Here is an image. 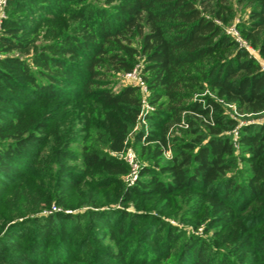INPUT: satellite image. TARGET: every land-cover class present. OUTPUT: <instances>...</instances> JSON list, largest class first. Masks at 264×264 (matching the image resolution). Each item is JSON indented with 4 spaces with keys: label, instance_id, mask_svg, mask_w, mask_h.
Returning <instances> with one entry per match:
<instances>
[{
    "label": "trees",
    "instance_id": "1",
    "mask_svg": "<svg viewBox=\"0 0 264 264\" xmlns=\"http://www.w3.org/2000/svg\"><path fill=\"white\" fill-rule=\"evenodd\" d=\"M248 2L242 34L264 56V0ZM234 15L230 0L6 1L0 264H161L177 247L170 264H264V123L239 124L212 97L194 98L208 90L240 113L264 111V70L225 30ZM140 58L154 110L136 138L155 143L150 158L164 156L184 112L208 129L129 185L117 153L143 102L114 77ZM182 204L209 238L162 217Z\"/></svg>",
    "mask_w": 264,
    "mask_h": 264
},
{
    "label": "rangeland",
    "instance_id": "2",
    "mask_svg": "<svg viewBox=\"0 0 264 264\" xmlns=\"http://www.w3.org/2000/svg\"><path fill=\"white\" fill-rule=\"evenodd\" d=\"M230 3L234 7L235 15H234L231 23H229L225 26L226 32L229 35H231L232 38L235 41H237L241 47L248 49L250 54L252 56H254L259 61L260 65L264 68V56H262L259 53L258 49L253 47L250 44V42L244 38V36L242 34V29H241L242 25L244 26V25H247L250 23L249 15H250L252 3H249L248 0H230ZM1 12H2V9L0 8V13ZM233 28L238 31L242 40H237L235 36H233L231 33L228 32L229 30L231 31V29H233ZM138 65L142 67V76H143V70L145 67V64L143 62V58H140V60L136 66H138ZM123 74L124 73H122V72L115 73V77H114V81H115L114 82V89L115 90H118L121 87H123L124 85H127L125 83ZM143 78H144V76H143ZM205 95L210 96L213 99H215L217 102L221 103L224 107L225 113L228 114L231 118L237 119L239 121V124H252V123L262 124V123H264V111H262L258 114L240 113V111L237 110L235 104L225 103L223 101V99L218 98L214 93H212L208 90H205L204 92H200V93H195L194 98L195 99L196 98H202ZM186 115H189V114L184 112L182 114L183 118H182L180 123H174V124L170 125L169 131H168V136L171 140H170V142H168L167 147H166V150H168V151L164 152V156L159 157L157 160L156 159L152 160L150 158L151 157V149H152V147H154L155 143L151 142V143L144 144V143L139 142L136 138L137 137L136 134L138 132H140V131H143L145 133L148 132L149 125H150V119H146L145 121L144 120L139 121L137 126L134 127L133 129H131V131L129 132L128 148H127L126 152H128V150H130L135 154V160H136L135 162L137 165V166H135V169H137L138 175H137L136 180H133V183H131V180H129L127 182L129 185H133L137 182V180L140 177L141 168L144 164H148V163L153 164L154 162L159 163L160 166L167 164L173 158V155L176 151V148H175L176 143H181V141L186 140V139L187 140L193 139L194 137H197L198 135H200V133H202V131L204 133L207 131V129H208L207 125L205 123H202V121L200 119H197V118L195 119L197 121L196 122L197 125L195 127L189 126V124H187V122H185V120H186L185 116ZM205 122H207V120ZM197 127L201 131L194 132V129H197ZM232 133L234 134L233 137H235L236 133L238 134V126L233 129ZM174 138H175V140H173ZM143 145H146V147H144ZM235 145L238 149L239 148L238 143ZM120 158L125 159L124 156H120ZM239 163H241V162H239ZM244 165H246V164L244 163ZM130 166L132 169H134L132 165H130ZM124 179H126V176H124ZM188 205L189 204H182V208H180L177 211L176 216L170 217L167 215L168 213L167 214H161V215L165 220H167L171 224L185 230L187 233L201 235L203 237L209 238L212 235L211 232H209V233L205 232L204 228L202 226H200L199 228H195L193 220L186 219L185 218V217H187L186 214L181 215V213L186 209V207ZM127 209H129V210L133 209V205L132 204L128 205ZM54 210H58V208L51 207V209L48 211L51 212ZM48 211H46V212H48ZM203 223L205 224L206 222H203ZM107 245L113 246L112 251H119V247L115 246L113 243H109ZM178 250L179 249L177 247V249H175L171 255L165 257L161 261V264L172 263L175 260V257L177 256Z\"/></svg>",
    "mask_w": 264,
    "mask_h": 264
},
{
    "label": "built area",
    "instance_id": "3",
    "mask_svg": "<svg viewBox=\"0 0 264 264\" xmlns=\"http://www.w3.org/2000/svg\"><path fill=\"white\" fill-rule=\"evenodd\" d=\"M6 1L7 0H0V8L2 9V12L0 13V27H1L2 20L5 16ZM228 32L231 33L233 36H235L237 40H242L236 29L233 28V29H231V31L229 30ZM123 77H124L125 83L127 85H133V86H137L140 88L143 103H142V110H141V113L139 115L138 120L139 121H141V120L145 121L146 120L145 115L149 112H152L154 110V106H152L148 100V97L150 95V91L148 89L147 82L145 81V79L142 76V67L138 65V66L134 67L132 70L124 72ZM237 141H238V134L236 133L235 137H234L235 144H237ZM127 148H126V150H127ZM126 150H124L123 152L117 153V155L119 157L124 156V158H125L124 160H126L128 164L133 166L134 169L131 168V172L128 175H126V179H125L127 182L129 180H131V183H133V180H136L137 175H138V171H137V169H135V166H137L136 162H135L136 161L135 160V154L130 150H128V152H126ZM167 151L168 150H166V149L164 150V152H167Z\"/></svg>",
    "mask_w": 264,
    "mask_h": 264
}]
</instances>
